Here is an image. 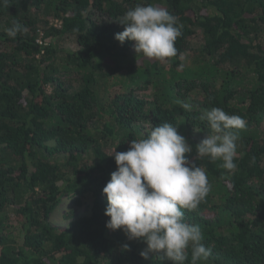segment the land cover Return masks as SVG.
Instances as JSON below:
<instances>
[{
    "label": "trees",
    "instance_id": "trees-1",
    "mask_svg": "<svg viewBox=\"0 0 264 264\" xmlns=\"http://www.w3.org/2000/svg\"><path fill=\"white\" fill-rule=\"evenodd\" d=\"M137 4L177 18L176 56L148 60L114 38ZM13 21L25 29L15 38L6 34ZM213 107L246 121L234 172L196 159L195 133L214 134L200 116ZM165 122L186 137L211 186L184 210L212 249L198 264H264V0L0 3V264H172L142 258L145 242L106 227L102 193L117 167L112 150ZM85 193L89 215L69 210L66 227L50 222L63 198L79 203Z\"/></svg>",
    "mask_w": 264,
    "mask_h": 264
},
{
    "label": "clouds",
    "instance_id": "clouds-1",
    "mask_svg": "<svg viewBox=\"0 0 264 264\" xmlns=\"http://www.w3.org/2000/svg\"><path fill=\"white\" fill-rule=\"evenodd\" d=\"M0 3L7 5L8 0ZM118 22L123 31L114 38L121 44L133 41L134 51L144 58L165 62L177 55L175 41L182 35V25L167 9L137 4ZM22 31V25L13 21L6 34L15 38ZM181 106L191 110L187 103ZM200 119L214 134L196 144V159L221 161V168L234 172L239 130L246 128V121L218 107L206 110ZM116 147L109 156L117 167L102 189L109 217L106 227L122 230L129 240L145 242L139 253L144 259L156 254L160 261L185 264L190 249V264L207 261L212 249L203 243L201 227L186 222L184 210L197 209L211 186L206 171L189 160L192 147L186 137L178 133L177 126L165 122L154 126L146 138L131 140L127 151L117 152Z\"/></svg>",
    "mask_w": 264,
    "mask_h": 264
},
{
    "label": "rangeland",
    "instance_id": "rangeland-1",
    "mask_svg": "<svg viewBox=\"0 0 264 264\" xmlns=\"http://www.w3.org/2000/svg\"><path fill=\"white\" fill-rule=\"evenodd\" d=\"M74 44V37L70 36L67 38L62 39V45L70 47ZM205 136L201 135L200 133H195V140H202ZM53 143V142H49ZM73 198H63L62 202L60 203L59 207L55 210V212L50 217V222L53 225L59 227H66L70 221V218L66 216L69 210L73 211V216H82V215H89L91 206L93 203V197L90 193H85L84 195L80 196V201L77 203ZM74 218V217H73Z\"/></svg>",
    "mask_w": 264,
    "mask_h": 264
}]
</instances>
